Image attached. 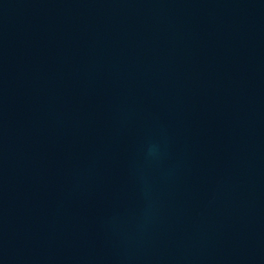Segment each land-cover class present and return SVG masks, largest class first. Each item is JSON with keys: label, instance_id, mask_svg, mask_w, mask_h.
Returning a JSON list of instances; mask_svg holds the SVG:
<instances>
[{"label": "water", "instance_id": "obj_1", "mask_svg": "<svg viewBox=\"0 0 264 264\" xmlns=\"http://www.w3.org/2000/svg\"><path fill=\"white\" fill-rule=\"evenodd\" d=\"M0 264H264V0H0Z\"/></svg>", "mask_w": 264, "mask_h": 264}]
</instances>
